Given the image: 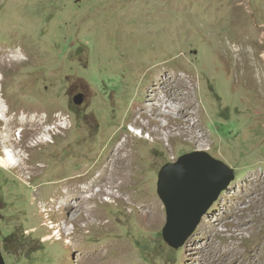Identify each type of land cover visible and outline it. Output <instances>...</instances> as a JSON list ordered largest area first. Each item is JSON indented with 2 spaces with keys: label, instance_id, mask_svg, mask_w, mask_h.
Segmentation results:
<instances>
[{
  "label": "rangeland",
  "instance_id": "1",
  "mask_svg": "<svg viewBox=\"0 0 264 264\" xmlns=\"http://www.w3.org/2000/svg\"><path fill=\"white\" fill-rule=\"evenodd\" d=\"M165 69L188 81L200 125L175 114L174 130L157 136L133 114ZM0 76V137L12 138L0 160L13 144L31 157L24 178L0 165L5 264H264V0H0ZM21 118L40 124L6 130ZM121 141L136 150L131 190L156 204H122L117 188L98 195L90 205L106 228L61 208L63 182L92 175ZM195 150L223 160L235 178L173 248L162 234L159 172ZM62 221L63 238L46 239ZM74 234L80 249L67 250ZM94 246L100 253L89 258Z\"/></svg>",
  "mask_w": 264,
  "mask_h": 264
},
{
  "label": "bare ground",
  "instance_id": "2",
  "mask_svg": "<svg viewBox=\"0 0 264 264\" xmlns=\"http://www.w3.org/2000/svg\"><path fill=\"white\" fill-rule=\"evenodd\" d=\"M157 72L158 73L154 81L152 82L151 90L147 93V96L145 95V100L137 112L141 115L140 117H143L144 119L139 118L137 116V113H135L133 114L134 122L139 123L143 128H149L154 133V135L157 134V136L162 135L160 134V130L163 127L171 128L169 129L170 133L174 130L172 124L176 122H173V116L175 114H182L186 122H189V118L191 116H194L197 119L194 124L196 126L200 125V119L197 117L198 113L194 111L195 98L193 97V92L189 90L190 88L188 89V81L177 72H169L167 69ZM164 113H166V115L168 114L169 117L172 118L169 123H162L161 121H159L160 115H164ZM39 122L40 121H37L34 118H21L20 121L16 122L9 120L7 121L6 130L8 128L12 129L16 125H20V127L26 126L25 128L36 130L37 126L40 124ZM179 127H181V124H179ZM65 128H67V125H65ZM48 132H51V129L46 128L45 133ZM189 135L193 137L194 131L189 132ZM11 140L12 138L10 134L4 135L0 137V144L10 142ZM12 146L13 149H8V147H6L7 149L4 150V152H6L4 154V157L1 158L2 160H0L2 161L0 165L5 168L18 167L21 173L24 172L23 174H21V176H23L24 178L25 174L30 172V166L25 165L29 162V160H31V157L23 156V153H21V151L15 147L16 144H13ZM135 153L136 150H134L133 147H129L128 141H121L116 145L114 144L112 146V149L110 151H107V154H105V156H102V159H100V161H98L96 165L93 166L92 175L91 172H87L86 174L81 176L67 178L63 182L64 184H67L68 189L66 192L62 193L61 196L58 195L59 200L57 202L60 204V207L70 212H78L80 216H82V213H86V223L90 222L93 219V222L95 221L94 223H96L99 227L106 228L108 223L103 222L102 213L99 212L98 208L95 207V205H90L92 201L94 202V200L98 198V195H103L106 193L115 195L114 188H117L118 191L121 192L118 197L120 198L119 200L122 204H125L127 202L131 204L133 200H136L140 203V205H142V208L147 204H150L151 206L155 205L156 202L152 201L154 197L150 195L139 197L138 194H135L136 192L131 190L133 189L132 187L134 186V184L137 183V180H134V176L139 170L138 166H135ZM26 179L28 180H24L25 182L29 181L28 177ZM79 181L85 182L84 185L75 186V184ZM127 194H129V197H126ZM129 199H132V201H130ZM132 204H134V202H132ZM46 210L47 209H45V211ZM145 211L144 213H142L143 211L141 212L142 216H145ZM95 216L98 219L95 218ZM76 225H74L75 228ZM65 226V221H62L61 224L59 223V225L55 228L57 229L55 236L48 235L46 239H52L54 237L56 238V240L62 239V229L65 228ZM80 246L81 244L75 241V234L69 242H66L65 245L67 250L69 249L72 251L74 249H80ZM96 247L94 246L92 247V250H89V258H91L92 256L94 257L100 251L99 248Z\"/></svg>",
  "mask_w": 264,
  "mask_h": 264
},
{
  "label": "water",
  "instance_id": "3",
  "mask_svg": "<svg viewBox=\"0 0 264 264\" xmlns=\"http://www.w3.org/2000/svg\"><path fill=\"white\" fill-rule=\"evenodd\" d=\"M83 99V93L74 96L77 104ZM234 178V168L206 150L188 152L166 163L158 181L167 215L162 229L164 240L173 248L182 247ZM0 264H5L1 243Z\"/></svg>",
  "mask_w": 264,
  "mask_h": 264
},
{
  "label": "clouds",
  "instance_id": "4",
  "mask_svg": "<svg viewBox=\"0 0 264 264\" xmlns=\"http://www.w3.org/2000/svg\"><path fill=\"white\" fill-rule=\"evenodd\" d=\"M10 55H14V54H10ZM135 129H136L135 131H136V133H137L138 135H141V134L145 133V130H144L143 128L139 127V126H136V125H135ZM135 131H134V132H135ZM137 131H140V132H137ZM53 226H54V225H53ZM53 226H52V227H53ZM54 232H55V230H54Z\"/></svg>",
  "mask_w": 264,
  "mask_h": 264
}]
</instances>
